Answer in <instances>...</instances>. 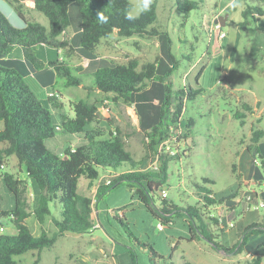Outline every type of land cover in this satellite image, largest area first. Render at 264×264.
<instances>
[{
	"label": "rangeland",
	"instance_id": "obj_1",
	"mask_svg": "<svg viewBox=\"0 0 264 264\" xmlns=\"http://www.w3.org/2000/svg\"><path fill=\"white\" fill-rule=\"evenodd\" d=\"M130 2L132 7L129 12L136 0ZM155 2V27L167 33L170 53L178 61L168 80L175 88L186 85L201 87L193 101L185 102L181 117L182 122L192 117L194 125L190 131L183 123L179 128L172 127L166 132L165 139L150 151L145 135L149 129L138 125L134 106L114 104L107 98L109 96L96 92L87 95L90 101H96L99 108V118L92 125L106 126L113 133L118 131L126 150L135 160L141 161L142 168H152L157 153L166 155L169 160L168 178L164 185L166 199L178 207L197 202L194 182L202 183L205 177L211 179L213 183L206 185L217 198L223 200L221 204L205 208L206 216L220 217L225 223L224 230L219 229L220 225L214 227L215 241L229 248L240 241L246 225L264 220V135L258 143L262 157L250 140L252 129L264 131V14L257 16L244 29L237 25L242 20L240 12L246 5L257 4L264 9V2L235 0L238 7H229L230 0H203L200 7L190 11L186 18L176 9L174 0ZM23 3L28 20L47 26V18L41 12L33 9L30 2L24 0ZM5 5L7 8L3 7V11L9 22L13 26H23V20L13 8L6 2ZM220 17L225 23L224 26L219 25L220 31L224 32L223 37H219L218 30L209 29V23ZM77 34L78 23L74 18L59 37L66 40L67 45L60 49L57 56L73 66H85L88 58L77 45ZM43 49L42 46L34 49L37 58H46V54L49 58H57L54 49ZM7 58L15 63L13 65L18 70H25V81L39 101L51 111L56 126L61 113L73 115L71 102L86 96L82 88L65 86L64 77H58L52 86L43 87L39 82L36 85V78L31 79L26 67H23L27 62L17 48ZM130 58L137 59L140 64L155 61L162 73L167 71V67H172L158 37H118L112 34L101 40L92 59L98 64H110L126 62ZM84 78L87 83L92 80L88 76ZM150 89L157 90L153 85ZM48 96H54L60 108L49 103ZM243 103L250 105L251 110H243ZM239 112L244 116L237 118L235 115ZM84 142L81 136L58 128L53 137L44 140L46 148L60 156L67 147L75 148ZM3 170L25 179L28 195L34 198L37 186L13 155L6 158ZM95 183L96 180L90 184L83 177L78 183L79 192L92 199L95 226L82 234L65 232L52 247L40 253L29 251L18 255L15 257L18 264H34L35 259L36 264H149L144 244L150 245L160 256L157 264H182L183 261L193 264H254L255 253L248 245L241 250L237 246L227 252L205 240H189L185 215L173 216L160 229V220L135 196L131 197L125 184H119L98 198ZM157 194L156 205L161 190ZM228 196L231 197L230 204ZM0 198L4 209L13 207L12 193L2 181ZM258 201H262L263 206L253 207ZM49 208L54 217L60 216L57 201L50 202ZM231 223L232 227L229 226ZM0 224L6 234L16 232L8 218H2ZM27 224L34 234L40 232L32 214ZM42 227L49 233L55 229L50 216ZM261 264H264V257Z\"/></svg>",
	"mask_w": 264,
	"mask_h": 264
},
{
	"label": "trees",
	"instance_id": "obj_2",
	"mask_svg": "<svg viewBox=\"0 0 264 264\" xmlns=\"http://www.w3.org/2000/svg\"><path fill=\"white\" fill-rule=\"evenodd\" d=\"M5 1L23 20L24 25L13 26L0 10V181L12 193L14 200L12 208L4 209L0 198V220L8 218L16 231L14 234L0 231V264H18L16 256L29 251L40 253L43 249L52 247L65 232H89L94 227L91 218L93 203L91 197L79 192L78 183L83 177L92 184L101 171L112 179L108 184L100 182L95 192L96 197L100 198L119 184H125L131 197L135 196L160 220L161 225L169 223L175 215H185L189 240L203 239L213 247L227 252L233 251L237 246L241 250L244 245H248L255 253L254 264H261L264 257V220L246 225L240 241L229 248L216 242L214 227L220 225L219 229L224 230V225L219 224L218 217L206 216L205 208L221 204L223 199L217 198L206 185L213 183L206 177L202 179V183L194 182L197 194L195 204L178 207L160 195L156 205L155 201L159 197L157 192L164 189L168 178L169 160L166 155L158 153L159 160L155 168H142L141 161L134 160L126 150L118 131L113 133L92 125L99 118V108L96 101H90L88 96L72 101L73 116L61 113L59 125H54L51 111L39 101L25 81V70H18L13 65L15 63L7 58L15 48H19L32 69L43 67L34 48L41 44L57 50L66 47L67 41L60 40L59 37L73 23L74 18L79 25L77 45L91 59L101 40L112 34L118 37H158L172 64L164 74H161L155 61L140 64L135 58L121 63L101 64L90 72H83L81 66L71 67L57 58L47 63L57 77H64L65 86H82L89 94L90 91H96L99 95L109 96L107 98L114 103L131 104L144 95L148 86L160 87L158 120L145 133L148 138L147 148L152 151L165 139L166 132L172 127L179 128L183 123L184 127L191 130L194 119L188 117L182 122L181 117L185 102L193 101L201 91V87L190 85L174 88L173 83L168 80L178 61L170 53L167 33L155 27V0L151 10L135 20L125 18L132 7L130 0H29L32 8L47 18V26L25 17L23 1ZM174 3L176 9L183 13V18H186L190 11L200 7L203 0H174ZM240 13L242 20L237 25L244 29L257 16L263 15L264 9L257 4L246 5ZM98 14L107 17V22H102ZM84 76L92 78L90 85L84 84ZM47 99L54 107L60 108L54 96H48ZM242 109L251 110V107L243 103ZM235 116L239 118L244 115L239 112ZM57 128L68 134H77L85 142L75 148L67 147L63 156L57 155L44 144L45 139L54 136ZM263 135V130L252 129L250 140L260 157L263 155L258 143ZM11 155L35 182L37 191L34 192V200L28 195L25 179L3 170L6 158ZM230 198L227 197L229 204ZM52 201L60 204L58 218L51 214L49 203ZM31 214L41 226L38 235L32 233L26 222ZM48 216L55 228L51 233L42 227ZM143 246L147 249L148 263L157 264L160 257L158 253L150 245ZM36 262L37 259L34 264ZM182 264L193 263L183 261Z\"/></svg>",
	"mask_w": 264,
	"mask_h": 264
},
{
	"label": "crops",
	"instance_id": "obj_3",
	"mask_svg": "<svg viewBox=\"0 0 264 264\" xmlns=\"http://www.w3.org/2000/svg\"><path fill=\"white\" fill-rule=\"evenodd\" d=\"M21 1H24V0H21ZM27 2H29V0H26ZM5 0H0V10L5 14V12L3 11L4 8H7L6 5H5ZM6 4H8L6 2ZM9 5V4H8ZM226 6V4H224ZM10 6V5H9ZM4 7V8H3ZM11 7V6H10ZM263 8V7H262ZM8 10V9H7ZM256 19V18H255ZM42 24V23H41ZM24 25V23H23ZM44 25V24H43ZM210 25V23H209ZM220 25V24H219ZM225 25V23H224ZM223 25V26H224ZM221 26V25H220ZM17 27V26H16ZM22 27V26H21ZM78 31H79V25H78ZM39 47L42 46L44 49V51H48L50 50L49 48H52L55 50L56 52V55L55 57H57V59H59V57L57 56V53L60 52V49H55L54 47H51V46H47V45H38ZM38 46H36L34 49H36ZM19 49V48H17ZM20 50V49H19ZM21 51V50H20ZM22 54V52H21ZM86 56V55H85ZM86 58H88V62L87 64H85V66H81L82 68V71L84 72V70H88L89 72L92 71L94 68H96L97 66L101 65L102 63L98 64L97 62H95L93 59L89 58L86 56ZM54 60L56 58H49L48 57V54H46V58H43V59H40L43 63V67L37 69V70H34L32 69L28 64L25 65L26 67V71L29 72V77L33 80H35V84L38 85V82L40 83V85H42L43 87L45 86H52L54 85V83L56 82L57 80V75L55 74L54 70L47 65V63L51 60ZM60 60V59H59ZM61 61H64V60H61ZM67 63V61H64ZM69 64V63H67ZM105 64V63H104ZM71 65V64H69ZM71 67H74L73 65H71ZM167 70H168V67H167ZM167 71H165L164 73H166ZM161 72V74H164ZM26 76V75H25ZM26 79V77H24ZM28 83V82H27ZM85 85H90V82L87 83L85 82L84 83ZM195 84H197L196 80H195ZM69 87V86H67ZM72 87H75V86H72ZM174 87V85H173ZM76 88H82L85 90L86 92V96L85 97H79V98H86L87 95H89V91H87L84 87L82 86H78ZM151 86H148L146 89V92L144 93V95L142 97H140L138 100H136L135 102L131 103V104H126V105H133L134 106V109H135V112H136V116L138 117V125L141 127V128H148L150 129V127L158 120V106L160 104V97H161V88L160 87H156L157 90L155 92V90H151L150 89ZM175 88V87H174ZM93 92H96V91H93ZM90 91V94L93 93ZM97 93V92H96ZM78 99V98H77ZM114 103V102H113ZM114 104H118V103H114ZM73 116V115H72ZM108 122H109V119H108ZM102 128H105L107 131H108V127L106 126H103L101 125ZM185 143V141H184ZM135 160V159H134ZM80 180V179H79ZM79 185V184H78ZM35 195V194H34ZM31 200H34V198L31 197ZM95 208H96V211L98 212V215H99V210L97 209V205L95 203ZM91 218H92V213H91ZM28 219V218H27ZM27 219H26V222H27ZM96 220H98V216L96 217ZM36 221V220H35ZM93 221V219H92ZM37 222V221H36ZM94 223V221H93ZM98 224H100L99 222H97ZM38 224V223H37ZM101 225V224H100ZM29 226V225H28ZM38 226L40 227V231H41V226L38 224ZM95 226V224H94ZM30 227V226H29ZM31 229V228H30ZM32 231V230H31ZM33 233V231H32ZM40 233V232H39ZM38 233V234H39ZM34 234V233H33ZM37 234V235H38ZM36 235V234H34ZM196 240H203V239H196Z\"/></svg>",
	"mask_w": 264,
	"mask_h": 264
},
{
	"label": "built area",
	"instance_id": "obj_4",
	"mask_svg": "<svg viewBox=\"0 0 264 264\" xmlns=\"http://www.w3.org/2000/svg\"><path fill=\"white\" fill-rule=\"evenodd\" d=\"M209 29H210V31H211V30H215V29L218 30L219 37H223V36H224V32L220 31V26H219V24H218V23H215L214 21H212V22L210 23V25H209ZM157 155H158V153H157ZM158 156H159V155H158ZM158 156L155 157L156 159H155L154 164L152 165V168H146V167H145L144 169H153V168H155L156 165H157ZM104 178H105V179H104ZM110 181H111V176H109V175H107V174H102L100 177H98V178L96 179V183H95L96 189H97V187L99 186L100 182H104L105 184H108V183H110ZM95 192H96V190H95ZM161 195H162L163 197H166V191H165L164 189L161 191ZM258 206H259V207H260V206H263V202H262V201H258V202L256 203V205L253 204V207H258ZM218 221H219V224H225V223H223V221H222V219H221L220 217H218ZM229 226L232 227L233 224L231 223ZM159 228L162 229L163 226H162L161 224H159ZM0 231H3V226H0Z\"/></svg>",
	"mask_w": 264,
	"mask_h": 264
},
{
	"label": "clouds",
	"instance_id": "obj_5",
	"mask_svg": "<svg viewBox=\"0 0 264 264\" xmlns=\"http://www.w3.org/2000/svg\"><path fill=\"white\" fill-rule=\"evenodd\" d=\"M152 3L153 0H136V4L134 5L132 11L126 14L125 18L127 20L137 19L140 15L145 14L151 10ZM228 6L238 7V4L235 3V0H230ZM98 17L102 22H107V17H104L101 14H98Z\"/></svg>",
	"mask_w": 264,
	"mask_h": 264
},
{
	"label": "water",
	"instance_id": "obj_6",
	"mask_svg": "<svg viewBox=\"0 0 264 264\" xmlns=\"http://www.w3.org/2000/svg\"><path fill=\"white\" fill-rule=\"evenodd\" d=\"M223 17H220L219 19H216L214 22L220 24L221 26L224 25V21L222 20Z\"/></svg>",
	"mask_w": 264,
	"mask_h": 264
}]
</instances>
